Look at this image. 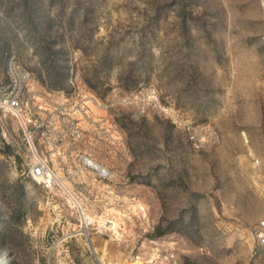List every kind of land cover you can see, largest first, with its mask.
<instances>
[{"label": "rangeland", "instance_id": "1", "mask_svg": "<svg viewBox=\"0 0 264 264\" xmlns=\"http://www.w3.org/2000/svg\"><path fill=\"white\" fill-rule=\"evenodd\" d=\"M10 56L59 186L30 178L0 111V264H127L153 241L181 264H264V0H0V84ZM105 218L117 238L97 232Z\"/></svg>", "mask_w": 264, "mask_h": 264}, {"label": "built area", "instance_id": "2", "mask_svg": "<svg viewBox=\"0 0 264 264\" xmlns=\"http://www.w3.org/2000/svg\"><path fill=\"white\" fill-rule=\"evenodd\" d=\"M7 80L0 84V111L9 113L17 122L19 131L27 145L30 155L27 173L30 178L44 191L53 192L59 184L49 165L42 158L37 156L34 140L47 135V126L37 118L30 117L23 107V98L26 85L31 77L30 72L19 64L14 56H10L6 62ZM77 162L82 168L90 171L98 181H111V171L104 165L98 163L90 156L80 153L77 155ZM78 225L74 234L90 237V231L95 228V221L83 210H78ZM98 233L109 234L117 238L120 227L113 218H105ZM256 246L264 253V214L252 228ZM66 238H69L66 237ZM66 238L62 239L63 242ZM152 246L147 249L132 252L127 264H181L177 250L171 243L164 241H153ZM68 247L65 246L64 252ZM50 264V262H47Z\"/></svg>", "mask_w": 264, "mask_h": 264}, {"label": "trees", "instance_id": "3", "mask_svg": "<svg viewBox=\"0 0 264 264\" xmlns=\"http://www.w3.org/2000/svg\"><path fill=\"white\" fill-rule=\"evenodd\" d=\"M162 231L159 230V228H155V232H153L150 236H153V237H157V236H160L162 235Z\"/></svg>", "mask_w": 264, "mask_h": 264}]
</instances>
